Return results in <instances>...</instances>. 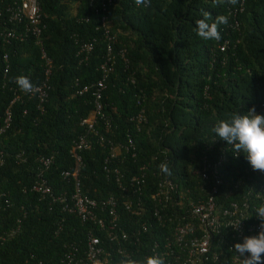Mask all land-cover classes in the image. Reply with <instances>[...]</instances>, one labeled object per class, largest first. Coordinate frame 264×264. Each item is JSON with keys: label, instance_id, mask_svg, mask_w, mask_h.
<instances>
[{"label": "trees", "instance_id": "16d2710c", "mask_svg": "<svg viewBox=\"0 0 264 264\" xmlns=\"http://www.w3.org/2000/svg\"><path fill=\"white\" fill-rule=\"evenodd\" d=\"M38 2L46 13L42 45L52 59L43 111L37 109L34 97L22 94L9 106L18 89L16 76H27L33 85L43 79L39 46L33 37L9 44L0 37V116L7 106L11 113L9 126L0 134V149L5 153L0 165V192L4 193L0 198V264H24L33 256L43 264H67L64 244L84 241V226L55 204L39 199L30 186L37 158L52 154L47 182L55 192L70 188V181L60 172L74 167L69 148L84 132L80 120L92 107L89 93L79 95L76 89L100 77L106 44L103 27L115 36L114 49L124 48L128 58V67L116 58L107 78L103 109L116 126L113 138H123L127 129L133 138L135 156L127 155L118 165L127 174L145 172L143 200L151 201L158 166L164 162L171 179L196 193L205 185L197 171L202 155L209 154L207 141L218 138L213 132L216 122L227 119L228 113H244L252 107L264 114V0H244L242 10L238 9L240 0L234 6L227 0L215 4L214 0H151L150 7H138L134 0H115L105 10L101 0ZM202 12L211 14L209 23L217 15L228 17V24L219 26V41L203 40L193 30ZM3 21L0 30L13 26ZM76 38L93 41L88 58L81 63ZM4 52L9 57L5 74ZM138 99H143L147 121L136 131L127 119L140 109ZM222 143L225 160L220 170L225 171L219 192L225 193L227 201L264 183V171H254L245 154L234 156L232 146ZM216 147L213 144L212 150ZM18 151L24 152V161L14 157ZM103 155L97 145L83 152L82 188L93 198L118 190L102 172ZM16 225L19 230L8 235ZM152 235L156 236L155 230ZM228 254L225 264H231Z\"/></svg>", "mask_w": 264, "mask_h": 264}, {"label": "built area", "instance_id": "2783aa9c", "mask_svg": "<svg viewBox=\"0 0 264 264\" xmlns=\"http://www.w3.org/2000/svg\"><path fill=\"white\" fill-rule=\"evenodd\" d=\"M115 0H101V9L105 10ZM244 0H240L239 10ZM236 9H234V12ZM46 13L42 11L38 0H0V20L13 26L0 30V37L6 44L23 41L33 37L40 48V60L43 79L34 84L35 91L26 94L14 89L12 102L26 95L36 99V107L43 111L48 98L49 78L52 59L43 48L41 32L45 27ZM105 17L101 16L102 22ZM237 25V22L235 21ZM235 24L232 26L235 27ZM106 38L105 52L99 64L100 77L89 84L79 85L76 93H89L92 107L81 118L84 132L72 140L69 154L74 160L72 169H64L60 175L70 181V188L55 192L47 182L46 173L54 161V156L41 155L37 158L30 191L38 194L47 204L58 206L59 210L74 218L85 228L82 243L74 240L64 244V262L67 264H121L125 257L139 259L147 256H159L165 264H225V253L230 252L231 264H240V258L234 251V244L243 242L246 236L256 235L261 220L255 215V209L264 203V183L249 187L244 194L225 201V193L219 192L225 170H220L224 158V143L212 137L208 145L209 154L202 155L198 176L205 185L197 188L196 193L171 179L161 171L154 182V192L150 200H143L146 188L144 171L124 173L118 165L127 155L134 157L135 144L129 130L125 136L115 139L112 134L115 125L112 116L103 109L102 98L107 87V78L113 71L117 57L123 59L128 67L125 49H114L116 38L103 27ZM78 61H85L92 48L93 41L76 38ZM224 49V44L220 45ZM3 73L9 68L7 52L2 54ZM127 80L134 82L127 76ZM140 109L128 117L134 130L138 131L146 123L147 116L143 99H138ZM9 106L0 116V134L9 126L11 113ZM213 144L217 147L212 150ZM97 145L104 155L101 161L102 172L117 185V192L100 198H93L82 188L81 170L84 166L83 152ZM207 146V145H206ZM231 146V145H229ZM236 156V153H234ZM18 162L26 159L23 151L14 156ZM166 160V159H165ZM5 161V153L0 149V165ZM195 194V195H194ZM4 193L0 192V198ZM5 202H8L6 199ZM58 221L56 232L62 228ZM19 230V225L10 228L8 235ZM155 230L156 236L152 235ZM24 264H43L31 257Z\"/></svg>", "mask_w": 264, "mask_h": 264}, {"label": "clouds", "instance_id": "9594fccd", "mask_svg": "<svg viewBox=\"0 0 264 264\" xmlns=\"http://www.w3.org/2000/svg\"><path fill=\"white\" fill-rule=\"evenodd\" d=\"M217 0H214V4ZM231 5H236L238 0H227ZM136 6L150 7L151 0H134ZM203 18L196 19V27L193 29L203 40L219 41L221 34L220 25L228 24V17L217 15L212 20L211 14L202 12ZM14 82L20 91L30 94L35 91V86L31 80L24 75L14 78ZM227 119L216 122L213 132L227 145H231L234 153L245 154L246 160L254 171H264V114H258L255 107L247 112L228 113ZM163 174L171 175V170L166 162L159 166ZM255 215L261 220L259 231L256 235L246 236L243 242L234 244V251L240 258V264H264V203L259 204L255 209ZM121 264H165L162 257L147 256L139 259L125 257Z\"/></svg>", "mask_w": 264, "mask_h": 264}]
</instances>
